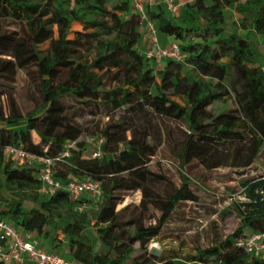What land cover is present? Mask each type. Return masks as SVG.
<instances>
[{
	"label": "trees",
	"instance_id": "obj_1",
	"mask_svg": "<svg viewBox=\"0 0 264 264\" xmlns=\"http://www.w3.org/2000/svg\"><path fill=\"white\" fill-rule=\"evenodd\" d=\"M226 8L240 17L244 36L226 34ZM145 13L159 38L180 42L183 63L164 60L153 72L150 59L137 49L142 24L128 0H0V82H13L18 70L30 69L39 100L23 112L0 89V98L6 96L5 105L0 103V219L30 233L48 252L79 264H127L133 245L145 249L180 203L197 201L181 173L180 186L167 197L153 191L154 185L170 183L148 168L161 145L180 170L193 160L206 170L246 169L264 148V53L256 44L264 37V0H190L177 16L155 3ZM75 23L82 32L71 39ZM185 65L199 78L185 72ZM230 94L234 109L211 112L214 102ZM67 97L99 103L110 115L91 133L102 139L100 157L86 155L82 130L63 102ZM69 143L75 148L66 149ZM7 147L46 158L67 152L55 163L53 179L96 181L100 201L63 189L41 192L38 165H18L5 155ZM241 184L245 201L237 203L240 224L231 235L197 247L193 255L159 258L157 264H264V258L236 246L248 234L264 233V178ZM135 191L141 193L140 204L146 201L159 217L154 224L135 225L125 241L115 207ZM58 228L68 240L63 251L53 242ZM89 228L95 231L94 243L80 238ZM153 260L148 255L129 264Z\"/></svg>",
	"mask_w": 264,
	"mask_h": 264
},
{
	"label": "rangeland",
	"instance_id": "obj_2",
	"mask_svg": "<svg viewBox=\"0 0 264 264\" xmlns=\"http://www.w3.org/2000/svg\"><path fill=\"white\" fill-rule=\"evenodd\" d=\"M224 14L226 16V34L238 32L244 36L245 32L238 27L239 17L232 9H224ZM7 29L14 30L10 27ZM74 32H82L78 23L73 24L69 38H74ZM157 40L161 48L172 43L180 47V42L173 38H159L157 36ZM256 44L260 53H264V37H257ZM46 46L47 44L44 45V47ZM137 49L144 56L145 52L149 50L148 41L142 39V35ZM185 57L183 55L176 62L183 63ZM260 61L264 64V59ZM160 62L150 59V66L155 74L162 67ZM184 71L194 79L199 78L195 70L189 65L184 66ZM29 72L30 69L18 70L13 82H0V89L4 90L6 94L12 95L19 109L23 112L32 110L39 104L35 84ZM230 82V77L224 80L226 86H229ZM5 100L6 96H2L0 103L5 105ZM174 101L183 104L181 98H174ZM63 102L68 115L82 130L79 141L85 144L86 155H88L95 145V140L99 138V135H92L91 133L99 131L100 127L107 123L110 115L99 103L93 101H79L67 97ZM234 108L235 104L231 94L210 106V110L214 114L227 112ZM118 113L117 111L115 114ZM32 141L34 143L39 141L34 133L32 134ZM71 147L75 148L74 143L67 144L66 149ZM148 168L152 172L164 174L170 180L169 184L162 183L152 186L156 194L167 197L172 193L175 186H180L181 173L188 178L190 189L196 195L197 201L180 203L161 228L160 233L149 241L145 249L140 248L138 244L133 245L129 250L127 264L130 263L131 259L144 258L148 255L154 258V264H157L159 258L177 260L193 255L197 247L207 248L231 235L240 224L237 203L245 201L241 183L247 179L264 178V148L260 150L253 164L246 169L219 167L206 170L197 160H193L180 170L167 146L161 145L155 155L151 157ZM140 201V191L127 192L115 207V211H119L118 229L125 241L132 234L135 225L148 226L154 224L159 217V212L153 206L146 201L141 205ZM30 206V204L26 205V207ZM52 237L60 251L67 249L68 240L60 228L53 232ZM95 237L94 229L89 228L80 238L83 241L94 243ZM96 248H100L99 244Z\"/></svg>",
	"mask_w": 264,
	"mask_h": 264
},
{
	"label": "built area",
	"instance_id": "obj_3",
	"mask_svg": "<svg viewBox=\"0 0 264 264\" xmlns=\"http://www.w3.org/2000/svg\"><path fill=\"white\" fill-rule=\"evenodd\" d=\"M129 5L136 13L146 34L149 50L145 52L147 59L157 61H178L183 55L176 44H170L161 48L157 40V31L146 13L145 7L155 3H161L167 12L177 16L181 7L187 3L179 0H128ZM189 2V1H188ZM102 139L95 140V145L90 151L91 158L101 155L100 146ZM6 156L18 165L35 164L40 168L38 180L42 183L41 192L52 194L56 189H63L70 196L86 194L94 202L101 199L100 184L90 179H73L65 184L53 179V168L56 162L68 156L67 152L55 158L38 157L24 151L22 148L7 147L4 150ZM236 246L243 248L247 253L257 258H264V233L248 234L237 240ZM0 264H79L72 260H66L62 256L48 252L37 244L30 233H25L11 223L0 219Z\"/></svg>",
	"mask_w": 264,
	"mask_h": 264
},
{
	"label": "crops",
	"instance_id": "obj_4",
	"mask_svg": "<svg viewBox=\"0 0 264 264\" xmlns=\"http://www.w3.org/2000/svg\"><path fill=\"white\" fill-rule=\"evenodd\" d=\"M179 1H182V2H188V1H190V0H179ZM238 16V15H237ZM239 17V16H238ZM240 18V17H239ZM140 33H141V35H142V39H144L145 41H148L147 40V37H146V34L144 33V29H143V27H141L140 28Z\"/></svg>",
	"mask_w": 264,
	"mask_h": 264
}]
</instances>
